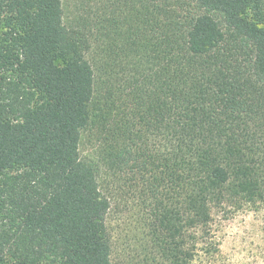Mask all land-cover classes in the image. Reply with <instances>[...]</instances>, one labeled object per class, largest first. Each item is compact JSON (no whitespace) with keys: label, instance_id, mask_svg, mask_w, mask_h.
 <instances>
[{"label":"trees","instance_id":"16d2710c","mask_svg":"<svg viewBox=\"0 0 264 264\" xmlns=\"http://www.w3.org/2000/svg\"><path fill=\"white\" fill-rule=\"evenodd\" d=\"M0 0V262L200 264L215 210L264 203V0ZM86 133L97 141L82 155Z\"/></svg>","mask_w":264,"mask_h":264},{"label":"rangeland","instance_id":"374dc122","mask_svg":"<svg viewBox=\"0 0 264 264\" xmlns=\"http://www.w3.org/2000/svg\"><path fill=\"white\" fill-rule=\"evenodd\" d=\"M84 0H63L64 17L71 20L81 11ZM96 138L86 133L80 145L82 155L93 152ZM103 182L110 208L106 224L111 237L115 264L131 263L141 250L144 238V215L136 197L119 191L112 182ZM200 264H264V203L227 207L212 215L208 244L198 252ZM4 264V262H0Z\"/></svg>","mask_w":264,"mask_h":264}]
</instances>
